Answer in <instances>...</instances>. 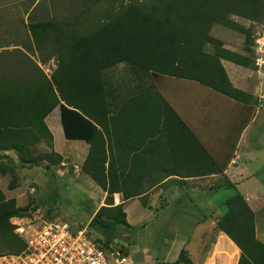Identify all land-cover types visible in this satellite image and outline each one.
I'll return each instance as SVG.
<instances>
[{
  "label": "trees",
  "instance_id": "obj_1",
  "mask_svg": "<svg viewBox=\"0 0 264 264\" xmlns=\"http://www.w3.org/2000/svg\"><path fill=\"white\" fill-rule=\"evenodd\" d=\"M75 2L80 5L72 13L65 12L62 20L52 16L39 22L29 21V30L37 47L42 41H50L54 45L48 56L41 60L58 55V66L51 75L55 87L45 77V85L38 89L39 98L32 107L35 131L23 123L14 125L17 127L14 130L0 128V141L15 137V150L22 164L50 157L51 153L32 155L28 146L38 136L52 138L43 118L59 105L65 137L83 139L90 144L81 170L103 189L107 187L108 206H102L95 212L88 228L109 244L118 234L130 233L136 228L127 223L122 203L113 205L112 195L120 192L123 200H127L140 196L145 188L138 184L145 171L135 167L136 151L141 150L136 149L135 135L144 120L158 117L165 123L170 122L168 131L172 127L180 131L185 146L190 148L183 149L190 151V163H200L192 169L201 168L208 174L223 171L225 165L217 164L211 151L200 143L156 89L154 78L163 75L190 80L229 99H245L244 93L228 80L220 58L248 67L253 66L254 59L252 62L250 56L223 48L222 42L211 36L209 31L214 24L237 29L245 34V43L250 44L254 24L264 23V0ZM102 2L105 6L99 13L94 8ZM233 15L245 18L253 25L243 28ZM119 63H125L136 85L130 87L124 80L108 74V70ZM59 98L73 108L60 102ZM0 126L7 127V123L0 122ZM9 126L13 124L9 123ZM98 126L109 142L108 154ZM27 133L29 136L26 138ZM178 150L171 149L168 156L175 164L179 160ZM7 171L11 174L7 187L13 189L17 185L14 168L0 164V172L4 174ZM224 202L227 209L216 220V225L239 248L237 264H264V243L255 236L253 211L239 191L227 196ZM27 205L17 206L14 197L6 199L0 190V241L6 244L5 252H18L25 247L24 240L14 232L15 225L10 218L19 216ZM177 261L192 264L183 249Z\"/></svg>",
  "mask_w": 264,
  "mask_h": 264
},
{
  "label": "crops",
  "instance_id": "obj_2",
  "mask_svg": "<svg viewBox=\"0 0 264 264\" xmlns=\"http://www.w3.org/2000/svg\"><path fill=\"white\" fill-rule=\"evenodd\" d=\"M16 1L0 0V122L7 123V127L0 128L14 130L17 128L14 125L23 123L28 129L35 131L32 107L39 98L38 89L45 85L44 72L41 74L39 70L41 62L31 54L29 48L23 44H14L2 33ZM240 18L249 22L245 25L234 19L241 27L249 28L253 25L251 21ZM217 25L221 24H214L209 31L210 35L220 40L223 48L250 56L253 62L256 39L262 34L253 35L251 43L246 44L243 32L221 25L229 31L240 33L238 45L216 37L214 28ZM259 26V30L264 32V23H256L252 29L253 33L254 28ZM260 41H264V36ZM220 62L232 86L245 96L242 100H229L231 103L226 105L227 109H223L224 106L219 104L222 100L225 101L221 97H226L225 95L194 81L163 75L154 78L156 89L184 120L200 143L211 151L217 164L225 167L219 173L210 174L201 168L192 169L194 166L188 158L190 151H183L190 148L185 146L180 131L174 127L168 131L170 122L165 123L158 117L144 120L135 135L136 149H141L136 151L135 167L139 171H145L138 183L145 188L140 196L127 200H123L120 192L112 195L113 205L122 203L127 223L136 227L130 234L124 232L122 238H116L126 247L127 264H183L177 261L182 249L192 264H206L214 251V248L210 247L211 252L208 255L207 245L212 243L214 236H219L217 245H212L219 249L216 253L221 264H236L239 248L216 225L217 216L223 213H214V203L205 206L195 200L198 196H208L215 192V189L224 187V181L230 184L233 190L239 191L253 211L255 236L264 243V70L254 65V62L252 67L225 58H220ZM214 98H217V102ZM15 99H18L16 103ZM59 101L65 103L61 98ZM56 112L59 119L54 115ZM9 123L13 126H9ZM43 123L52 138L38 136L29 144L28 149L32 155L51 153L50 157L42 158L36 163L22 164L14 146L17 140L11 136L0 141L1 162L5 160L11 164L17 182L18 178L21 181L20 174L21 178L24 174L33 177L37 173L36 170L43 169L52 174L56 169L58 172L55 178L59 181L60 188L68 186L65 179L71 176L66 168L69 163L73 164L74 171H80L83 175L82 181L77 182V187L82 184L89 189L85 193L92 203L89 209L90 221L100 207L108 206L107 187L103 189L81 170L90 144L83 139L65 137L59 105L44 116ZM99 128L104 136L108 154L109 142L103 129ZM236 129H241V132L235 146L231 147L230 137ZM245 134L249 137L246 138ZM25 135L27 138L28 133ZM171 149H180L177 151V164L168 158ZM229 154L232 156L229 157ZM0 164L8 166V163ZM38 173L40 174L39 171ZM149 173H152L151 177ZM6 174H9L11 179L9 171L4 174L0 172L1 176ZM94 185L99 189L92 192ZM98 190L102 196L94 200ZM192 194L194 196H191ZM223 201L224 199L222 205Z\"/></svg>",
  "mask_w": 264,
  "mask_h": 264
},
{
  "label": "rangeland",
  "instance_id": "obj_3",
  "mask_svg": "<svg viewBox=\"0 0 264 264\" xmlns=\"http://www.w3.org/2000/svg\"><path fill=\"white\" fill-rule=\"evenodd\" d=\"M36 4L37 6L36 8H34ZM78 5L80 4H77L75 0H17L11 12V15L7 21V24L4 30L2 31V33L7 35L8 39L11 40L14 44H23L25 47L30 49L31 54H33L34 57L36 56V58H38L41 62L39 69L40 73L42 74L44 72L43 77H47L53 87L55 86L53 85V81L51 80V75L52 72L58 66V55L53 54L46 61L41 60L43 57L48 56V54L54 48V45L50 41H42L40 43V47H37V43L35 42V39L33 38L29 30L28 23L30 20L39 22L42 20H46V18L49 19L52 16H55L57 20H62V16L65 12H74ZM104 6L105 2H102V4H100L97 8L94 9H97L100 13ZM90 15L92 14L90 13ZM232 17L233 19H237L242 24H249L248 21L241 19L240 17H237L235 15H233ZM259 29H261L260 26L258 28H254V36H256L257 34H263V31H260ZM214 30V35L216 37L227 39L230 43L233 42L234 44L239 45V41L241 38L239 32L237 33L229 31L228 29L223 28L221 25L215 26ZM108 74H111L115 79L124 80L125 83H127L130 87L136 85V80L134 79L133 74L128 71L125 63H119L115 65L114 67L108 70ZM221 97L222 99H225V101L222 100L221 102H219V104L224 106L223 109H227V106L229 105V103H231L230 101L232 100L224 96ZM214 101L217 102V98H214ZM54 115H56V117L58 118V112H56ZM240 132L241 129H236V131L233 132V136L230 137V141L232 143L231 147L235 146L234 144L239 139ZM245 136L242 141H244ZM247 137L249 136H246V138ZM260 141L261 140L259 139L258 142ZM228 156L231 157L232 155L229 154ZM1 161L2 160L0 158V163H8V166L11 165L9 164V162H5V160H3V162ZM198 165H200V163H193L194 167H197ZM68 166V168H66V166L65 168L71 178L65 179V182L68 183V186L66 188H60L59 181H57L55 178V174L58 172L56 171V169H54V172L52 174L51 172L45 171L43 169L38 170L40 172L39 174L36 170L37 173L33 177L24 174V177L21 178L20 174L21 181H19L18 178L17 187L15 189H8L7 187V184L10 179L9 174L2 176L0 175V190L3 192L5 198L7 199L14 197L16 199V205L19 207L28 204L26 210L21 211V214L19 216H14L10 218V221L13 225H27L30 221H35L34 219L55 218L67 221L71 225L73 231H75L76 226H87L90 216L89 209L92 207L91 200L88 198V194L85 193V191H88L89 189L88 187H83L82 184H80V187H77L76 184H78L77 182L82 181L83 175L80 171H74L73 164L69 163ZM69 184L71 185L69 186ZM224 184V187L215 189L216 191L211 192V194H208V196H198L195 200H198L197 202L205 206H211L214 203V213L218 214L222 212L224 214L227 209V205L224 201L223 204H225V206L222 205V200L225 199L227 196L235 194V192L237 191L233 190V187L230 186V184H227L226 181H224ZM210 188L212 189L215 187ZM95 189H99L98 186H95L94 189H91V191L93 192V190ZM101 196L102 193L99 191L97 196L94 197V200H97L98 197ZM191 196H194V194H192ZM220 216L218 215L217 218H219ZM92 235L93 237H101L98 233H95L94 231L92 232ZM118 237L122 238L123 235L118 234ZM126 237L130 238V236ZM218 239L219 236H214L211 240L212 243L207 245V249L209 248L207 253L208 255H210L211 252L210 247H213L214 251H212L209 257V261L206 264H221V261L218 258V254L216 253L219 249L215 248V245H212L214 243L217 245ZM114 241H116V245L121 244V241L119 240L115 239ZM5 246L6 244L3 241H0V253L7 251L6 249H4ZM239 256L240 251L237 257V262Z\"/></svg>",
  "mask_w": 264,
  "mask_h": 264
},
{
  "label": "built area",
  "instance_id": "obj_4",
  "mask_svg": "<svg viewBox=\"0 0 264 264\" xmlns=\"http://www.w3.org/2000/svg\"><path fill=\"white\" fill-rule=\"evenodd\" d=\"M256 39L254 63L264 70V41ZM27 225L16 224L14 232L24 240L18 252L0 253V264H127L128 255L116 241L106 244L93 237L87 226L71 225L59 219H34ZM39 220V221H36Z\"/></svg>",
  "mask_w": 264,
  "mask_h": 264
}]
</instances>
